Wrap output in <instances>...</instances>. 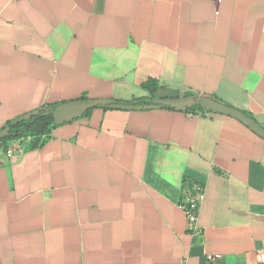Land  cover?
Masks as SVG:
<instances>
[{"label": "crops", "instance_id": "0c3cea01", "mask_svg": "<svg viewBox=\"0 0 264 264\" xmlns=\"http://www.w3.org/2000/svg\"><path fill=\"white\" fill-rule=\"evenodd\" d=\"M148 79L264 128V0H0V130L149 98ZM47 134L15 158L0 144V264H264V139L235 118L96 106ZM183 177L204 184L202 235Z\"/></svg>", "mask_w": 264, "mask_h": 264}, {"label": "water", "instance_id": "95a60500", "mask_svg": "<svg viewBox=\"0 0 264 264\" xmlns=\"http://www.w3.org/2000/svg\"><path fill=\"white\" fill-rule=\"evenodd\" d=\"M196 104H200L206 112L222 114L235 118L259 137L264 139V128L252 117L246 115L242 111L228 106L209 96L181 95L176 89L162 87H159L156 90L154 97L152 98L135 99L131 102L116 101L113 99L82 98L59 103L52 108H38L20 115L15 118L11 124H15L20 121H27L28 126H31V132H40L47 127L49 120L36 122L39 115L50 116L52 124L59 125L81 117L89 109L96 106L125 110H139L167 106L173 108L174 110L184 112ZM9 128L10 125H7L0 130V138L15 135L9 131Z\"/></svg>", "mask_w": 264, "mask_h": 264}, {"label": "built area", "instance_id": "2783aa9c", "mask_svg": "<svg viewBox=\"0 0 264 264\" xmlns=\"http://www.w3.org/2000/svg\"><path fill=\"white\" fill-rule=\"evenodd\" d=\"M214 3H219L221 0H211ZM200 114V113H199ZM36 138L35 135L25 133L19 138L9 141L6 148L1 147L2 153L7 158H15L26 152L31 141ZM204 184L192 181L190 184L182 183L181 195L179 199V208L183 211L186 218V229L191 234L202 235V230L198 227L197 218L200 203L203 199ZM211 258V257H208Z\"/></svg>", "mask_w": 264, "mask_h": 264}, {"label": "trees", "instance_id": "16d2710c", "mask_svg": "<svg viewBox=\"0 0 264 264\" xmlns=\"http://www.w3.org/2000/svg\"><path fill=\"white\" fill-rule=\"evenodd\" d=\"M141 87L143 89L147 90L149 92V94H150L149 98H152V97H154V94H155L156 90L160 86L158 85V83H157V81L155 79H148V80L144 81L143 83H141ZM125 102H131V101H125ZM54 106L55 105H51L48 108H52ZM167 108L173 109V108H170V107H167ZM88 112H89V110L86 113H88ZM186 112H189V113H198L199 112L201 114L207 113L204 110V108L201 105H199V104H196L195 106H192V107L188 108ZM243 113H245V112H243ZM245 114L248 115V116H250L248 113H245ZM13 120L7 121L6 124H5V126L10 125L9 131L11 133H14L15 135H10V136L5 137V138H0V144H1V146L3 148H6L7 147V145H8V143H9L10 140L19 138L22 135H24L25 133H29L31 135H35L36 136V138L33 141H31L30 144L28 145L29 148H31V147H33L35 145H39L48 136L47 132L49 131L50 127H54L55 126L54 124H52V121L50 119V116L39 115L36 122L49 120V124L47 125V127L43 131H40V132H31L30 131V127L31 126H28L27 121H20L18 123L11 124V122ZM192 181L201 183V182H199V181H197L195 179L189 178V177H183V179H182V183L184 182V183L190 184ZM201 184H203V183H201Z\"/></svg>", "mask_w": 264, "mask_h": 264}, {"label": "bare ground", "instance_id": "6f19581e", "mask_svg": "<svg viewBox=\"0 0 264 264\" xmlns=\"http://www.w3.org/2000/svg\"><path fill=\"white\" fill-rule=\"evenodd\" d=\"M200 105V104H199Z\"/></svg>", "mask_w": 264, "mask_h": 264}]
</instances>
